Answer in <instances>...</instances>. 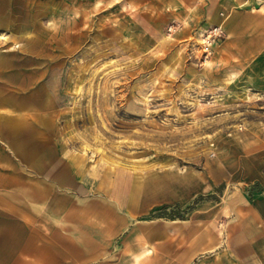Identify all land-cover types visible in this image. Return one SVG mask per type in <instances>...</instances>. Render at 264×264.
I'll return each instance as SVG.
<instances>
[{
  "label": "rangeland",
  "instance_id": "rangeland-1",
  "mask_svg": "<svg viewBox=\"0 0 264 264\" xmlns=\"http://www.w3.org/2000/svg\"><path fill=\"white\" fill-rule=\"evenodd\" d=\"M207 2L223 10L0 0V52L16 64L2 79L61 83L33 161L0 136L4 189L52 193V230L37 224L38 240L52 234L45 264H264V64L225 55L226 22L206 55L204 32L218 24L204 19ZM27 30L52 37L32 59L18 51L26 41L9 45Z\"/></svg>",
  "mask_w": 264,
  "mask_h": 264
},
{
  "label": "crops",
  "instance_id": "crops-1",
  "mask_svg": "<svg viewBox=\"0 0 264 264\" xmlns=\"http://www.w3.org/2000/svg\"><path fill=\"white\" fill-rule=\"evenodd\" d=\"M220 1L224 6L220 12L213 13L208 2L203 10L204 19H207L209 14H213L214 21L222 25L226 22L227 32L223 47L226 54L223 52L222 54L235 53L238 59H250L252 63L258 64L253 66L254 68L261 69L260 64H264V0ZM36 20L37 18L31 21L33 26H36ZM43 32L44 34L42 31L35 34L33 30H27L22 34L10 36L8 38L10 49H14L13 42L17 44L18 41H26L18 51L23 59H32L33 54L39 53L40 44L45 41L52 42L48 31ZM203 32L202 29L199 31L200 34ZM15 67L12 55L0 52V74L11 72L16 69ZM43 76L44 73L29 81L23 79L12 81L2 79L0 76V136L5 134L9 136L19 148L21 155L32 161L36 157L37 149L46 143L47 135L53 128L52 108L59 106L62 99L61 83L58 78L54 82L50 78H44L37 87H32ZM14 95L22 98L12 101L14 104L12 107L7 101ZM58 110H60L58 114L61 115L62 108ZM115 170L116 168L105 170L104 177L110 178ZM5 182V177H2L0 179V264H45L47 250L53 246L52 234L50 233L48 238L45 234L43 239L38 240L37 224L38 220L43 219L45 231L47 223L52 230V193L47 192L46 187L44 193L37 195L32 185L28 189H22L21 184L12 189H4ZM150 214L145 215L142 220L152 218ZM118 218L126 219L123 216ZM119 219L117 220L120 221ZM154 226L148 227L146 236L150 239H159L160 232Z\"/></svg>",
  "mask_w": 264,
  "mask_h": 264
},
{
  "label": "built area",
  "instance_id": "built-area-1",
  "mask_svg": "<svg viewBox=\"0 0 264 264\" xmlns=\"http://www.w3.org/2000/svg\"><path fill=\"white\" fill-rule=\"evenodd\" d=\"M224 36V27L221 24H215L211 26L203 35L202 43L204 45V50L206 55L210 52V47L213 43L218 42Z\"/></svg>",
  "mask_w": 264,
  "mask_h": 264
},
{
  "label": "bare ground",
  "instance_id": "bare-ground-1",
  "mask_svg": "<svg viewBox=\"0 0 264 264\" xmlns=\"http://www.w3.org/2000/svg\"><path fill=\"white\" fill-rule=\"evenodd\" d=\"M205 32H206V31H205ZM205 32H204V33H205Z\"/></svg>",
  "mask_w": 264,
  "mask_h": 264
}]
</instances>
